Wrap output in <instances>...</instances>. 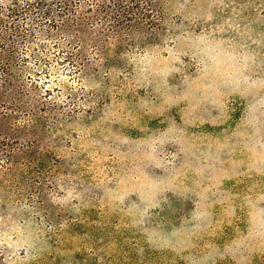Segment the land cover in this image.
<instances>
[{
	"label": "rangeland",
	"instance_id": "374dc122",
	"mask_svg": "<svg viewBox=\"0 0 264 264\" xmlns=\"http://www.w3.org/2000/svg\"><path fill=\"white\" fill-rule=\"evenodd\" d=\"M138 2L0 0V264H264V0Z\"/></svg>",
	"mask_w": 264,
	"mask_h": 264
},
{
	"label": "trees",
	"instance_id": "16d2710c",
	"mask_svg": "<svg viewBox=\"0 0 264 264\" xmlns=\"http://www.w3.org/2000/svg\"><path fill=\"white\" fill-rule=\"evenodd\" d=\"M132 2L135 3V4H139V2L137 3V0H132ZM141 6H142V5H141ZM141 6H140V5L138 6L139 9H140ZM140 13L143 14L144 16H147V13L143 12V10H141ZM69 35H70V34H68V36H69Z\"/></svg>",
	"mask_w": 264,
	"mask_h": 264
}]
</instances>
